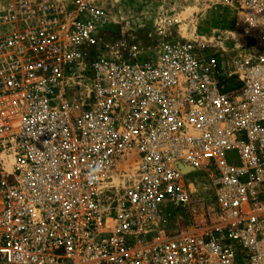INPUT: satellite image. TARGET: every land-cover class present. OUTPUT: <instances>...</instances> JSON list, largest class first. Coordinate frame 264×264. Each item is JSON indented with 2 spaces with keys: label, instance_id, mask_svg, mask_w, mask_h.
Segmentation results:
<instances>
[{
  "label": "built area",
  "instance_id": "1",
  "mask_svg": "<svg viewBox=\"0 0 264 264\" xmlns=\"http://www.w3.org/2000/svg\"><path fill=\"white\" fill-rule=\"evenodd\" d=\"M199 1L151 50L0 0V264H264V0Z\"/></svg>",
  "mask_w": 264,
  "mask_h": 264
},
{
  "label": "rangeland",
  "instance_id": "2",
  "mask_svg": "<svg viewBox=\"0 0 264 264\" xmlns=\"http://www.w3.org/2000/svg\"><path fill=\"white\" fill-rule=\"evenodd\" d=\"M107 18L106 36L125 37L154 50L173 39L190 37L191 30L207 34L223 14L206 11L199 0H96ZM3 164L7 171L11 161ZM2 184H0V192Z\"/></svg>",
  "mask_w": 264,
  "mask_h": 264
},
{
  "label": "clouds",
  "instance_id": "3",
  "mask_svg": "<svg viewBox=\"0 0 264 264\" xmlns=\"http://www.w3.org/2000/svg\"><path fill=\"white\" fill-rule=\"evenodd\" d=\"M99 167H100L99 163H95V164H93V165L91 166V168H92L93 170H98ZM89 175H91V172L89 173Z\"/></svg>",
  "mask_w": 264,
  "mask_h": 264
}]
</instances>
